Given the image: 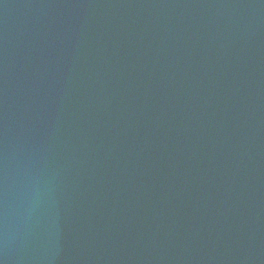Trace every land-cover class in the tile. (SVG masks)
<instances>
[{"label":"water","instance_id":"1","mask_svg":"<svg viewBox=\"0 0 264 264\" xmlns=\"http://www.w3.org/2000/svg\"><path fill=\"white\" fill-rule=\"evenodd\" d=\"M0 264H264V0H0Z\"/></svg>","mask_w":264,"mask_h":264}]
</instances>
